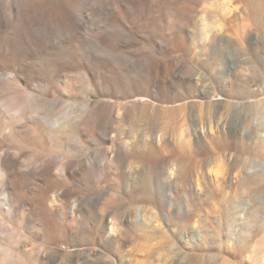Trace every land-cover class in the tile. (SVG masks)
<instances>
[{
  "label": "rangeland",
  "instance_id": "rangeland-1",
  "mask_svg": "<svg viewBox=\"0 0 264 264\" xmlns=\"http://www.w3.org/2000/svg\"><path fill=\"white\" fill-rule=\"evenodd\" d=\"M95 1L84 37L70 23L74 0H0L7 15L16 6L8 18L23 41L36 10L52 32L68 27L61 52L29 61L0 77L2 84L63 95L73 118L77 105L87 107L88 161L106 158L109 166L122 142L152 133L163 139L138 149L142 162L131 174L122 167L101 177L89 173L76 189L94 206L74 214L65 233L58 205L51 215L45 208L56 185L29 183L31 195L24 186L32 206L2 229L30 254L0 235V260L8 252L22 264H264V0ZM11 55L0 54V65L13 66ZM184 131L190 149L179 143ZM57 142L50 147H61ZM79 145L73 137L62 150L77 160ZM168 161L195 184L188 210L157 195L169 178L162 172ZM223 172L228 180L213 181ZM110 194L115 206L141 211L112 213ZM113 217L115 227L107 222Z\"/></svg>",
  "mask_w": 264,
  "mask_h": 264
},
{
  "label": "bare ground",
  "instance_id": "bare-ground-1",
  "mask_svg": "<svg viewBox=\"0 0 264 264\" xmlns=\"http://www.w3.org/2000/svg\"><path fill=\"white\" fill-rule=\"evenodd\" d=\"M74 1L77 11L72 13L70 23L78 34L85 37L89 25L94 24L90 18L96 12L97 4L95 0ZM119 2L127 4L137 2V0H119ZM14 10H16V6H10L7 15L5 8L0 3V54L12 50L11 59L14 63L10 67L0 65L1 78L21 70L29 61L34 62V60L43 59L45 55L54 49L61 52L68 38L66 36L67 26L59 27L57 33L52 32L50 30L51 25L43 19L41 20L36 10L33 13L34 16L30 17L25 23L26 41H23L18 36V31L12 33L15 29L10 26L8 17ZM21 90L22 88L17 84L11 86L8 84L6 87L0 79V235L8 238L9 244L13 246L12 248L26 252L22 249L23 244L16 239V234H8L2 229L6 226L8 218H14L19 211L21 212L26 208L27 204L30 207L32 206L29 195H22L24 186L31 195L34 194V189L28 186L29 183L40 186H47L52 183L56 185L45 196V208H47V213L51 215V206L53 204L58 205V218L63 225V232L67 231L71 226L74 214H78L80 217L88 208L94 206V202L88 201L83 191L76 189V187H80L85 183L87 175L90 173L101 177L106 172L108 173L110 168L119 171L121 167L123 169L127 168L128 172H125L131 174L135 169L134 165L142 162V157L137 152L138 149L142 150L149 142L159 144L163 139V134L155 135V133H152L149 136H140L141 138L137 141L122 142L117 149L113 150V159L111 164L108 162L109 166L106 163V158L99 162H96V159L88 161L85 156L88 134L86 127L87 107L77 105V112L73 118L75 109L73 110L72 105L63 95L48 97L42 91L33 90L21 93ZM22 92L24 91L22 90ZM143 112L144 110L139 114V117L143 116ZM95 130L93 129V132ZM93 136L94 141L99 140L97 133H94ZM73 137L78 140L80 144L79 151L82 152L77 160L70 159L69 153L66 151V154L62 150L70 144ZM178 138L180 142H177L182 144L184 148L190 149L188 145L190 139L185 131ZM193 138L195 141L198 140V135L195 134ZM58 140L61 141V147L58 149L50 147ZM25 143L36 144L39 149L35 147L36 145L30 147ZM77 156L79 155L77 154ZM182 168L177 165L174 168L172 163L166 162L162 172H167L169 178L159 183L160 195L157 194L167 205L172 206L177 211H185L190 208L189 199L195 189L192 178L191 180L180 178L179 173H185L187 177L189 175V171L183 172ZM237 177V174H233L231 180H235ZM219 178L228 180V173L223 172L220 177H216L213 181ZM180 189L185 190H183V195L176 196ZM111 197H114V195L110 194L108 198L111 200L112 213H122L124 215L131 214L136 210L141 211L125 204L115 206ZM33 214L29 212L27 218L34 223L36 218ZM107 222L111 227L116 226L114 217ZM29 250H27L25 256H27V253L30 254ZM6 254H3L0 264H22L20 257L16 258Z\"/></svg>",
  "mask_w": 264,
  "mask_h": 264
}]
</instances>
